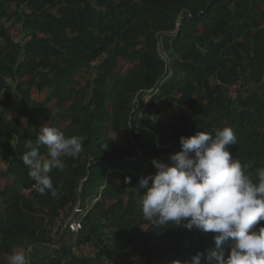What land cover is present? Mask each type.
<instances>
[{
    "label": "trees",
    "instance_id": "16d2710c",
    "mask_svg": "<svg viewBox=\"0 0 264 264\" xmlns=\"http://www.w3.org/2000/svg\"><path fill=\"white\" fill-rule=\"evenodd\" d=\"M93 70L87 101L70 103L83 90L77 78ZM145 93L155 114L158 101L175 105L170 126L142 113ZM53 109L70 123L60 127ZM43 126L84 137L83 151L50 173L55 197L35 190L21 159ZM225 126L238 138L232 157L255 180L264 167V0H0V264L32 246L51 247L39 264H132L138 255L186 264L197 252L208 264L214 233L152 226L138 182L157 171L153 159L172 163L181 136ZM75 207L82 228L62 233Z\"/></svg>",
    "mask_w": 264,
    "mask_h": 264
},
{
    "label": "clouds",
    "instance_id": "9594fccd",
    "mask_svg": "<svg viewBox=\"0 0 264 264\" xmlns=\"http://www.w3.org/2000/svg\"><path fill=\"white\" fill-rule=\"evenodd\" d=\"M179 139L181 150L170 157L172 163L153 159L155 174L139 179V188L145 189L143 216L154 227L171 223L214 233L215 249L204 257L208 264H264V225L256 227L264 221V167L256 170L254 180L247 174L248 165L232 157L229 146L238 138L230 126L214 135L200 131ZM83 143L82 136L41 128L35 144L27 145L21 156L39 194L57 195L50 173L63 170L61 157H76ZM42 146L46 155L40 152ZM229 239L226 255L221 246ZM201 256L197 252L186 264H201ZM8 264H30V252H13Z\"/></svg>",
    "mask_w": 264,
    "mask_h": 264
},
{
    "label": "rangeland",
    "instance_id": "374dc122",
    "mask_svg": "<svg viewBox=\"0 0 264 264\" xmlns=\"http://www.w3.org/2000/svg\"><path fill=\"white\" fill-rule=\"evenodd\" d=\"M11 34L13 36V39L16 42H23L25 40V32L21 29L20 24H16L15 26L11 28ZM159 54L163 59H166V55L162 54L161 52H159ZM98 63H99V60H96L92 62V66L97 65ZM93 73H94V70L90 72L88 71L86 73L85 78H77L76 88L80 90L83 89V90L80 93L70 92L69 93L70 103L77 98H83L84 100L87 101L90 95V89L84 90V85L87 80H91L93 78ZM8 82L11 83L10 80H8ZM150 100H151V95L149 93H145L143 97L142 108H141L142 113L144 112L145 115L149 116L154 121H160L163 124L170 126L169 124L173 120L174 114L176 113L175 105L167 106V105H164L162 101H158L156 103V106L160 108V112L155 114V107L153 108V107L148 106V104L150 103ZM52 112L56 120L59 122L60 127L63 128L67 124L70 123L71 121L70 114L67 110L64 111V109H53ZM135 123L136 125L139 126V119H136ZM73 212L75 213L77 212V207L73 209L71 214H73ZM82 212L83 211H80L79 213H76V214L81 216L83 214ZM62 231L64 232V227L61 228V232ZM109 236L111 238L110 243H117V242L122 241L123 239L121 238L122 236L117 233L116 234L109 233ZM50 249L51 247H47L46 249L44 247L43 248L38 247L36 249L30 248L29 249L30 260L32 259V261H34L36 264H39V259L42 257V255H44V253L51 252ZM85 251L89 254L94 255L96 250L91 244H87V246L85 247ZM177 260L178 259L176 257L156 259V258H145V257H141L138 255L135 257L134 262H132V264H176ZM104 264H110V263L105 261Z\"/></svg>",
    "mask_w": 264,
    "mask_h": 264
},
{
    "label": "built area",
    "instance_id": "2783aa9c",
    "mask_svg": "<svg viewBox=\"0 0 264 264\" xmlns=\"http://www.w3.org/2000/svg\"><path fill=\"white\" fill-rule=\"evenodd\" d=\"M232 98L235 97V91L234 89L229 94ZM82 215L79 216L75 212L71 214V216L67 219V221L64 224V229L69 230L71 232H78L82 228Z\"/></svg>",
    "mask_w": 264,
    "mask_h": 264
},
{
    "label": "water",
    "instance_id": "95a60500",
    "mask_svg": "<svg viewBox=\"0 0 264 264\" xmlns=\"http://www.w3.org/2000/svg\"><path fill=\"white\" fill-rule=\"evenodd\" d=\"M181 20H182V14H180V17H179V19H178V21H177V25H179L180 23H181ZM79 199H80V197H79ZM33 247V246H32ZM31 247V248H32ZM31 264V263H30Z\"/></svg>",
    "mask_w": 264,
    "mask_h": 264
}]
</instances>
